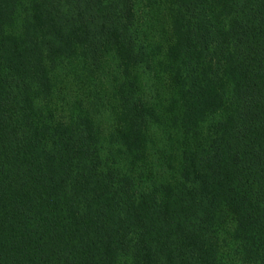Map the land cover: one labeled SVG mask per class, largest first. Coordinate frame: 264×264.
<instances>
[{
  "label": "trees",
  "instance_id": "obj_1",
  "mask_svg": "<svg viewBox=\"0 0 264 264\" xmlns=\"http://www.w3.org/2000/svg\"><path fill=\"white\" fill-rule=\"evenodd\" d=\"M139 1L0 0V264H264V0Z\"/></svg>",
  "mask_w": 264,
  "mask_h": 264
},
{
  "label": "rangeland",
  "instance_id": "obj_2",
  "mask_svg": "<svg viewBox=\"0 0 264 264\" xmlns=\"http://www.w3.org/2000/svg\"><path fill=\"white\" fill-rule=\"evenodd\" d=\"M145 1L146 0H140L139 1V6L138 7H141V10L139 11V13L140 14H143V12H144V9H143V3H145ZM146 24H147V22H146ZM146 24H143V25H140L141 27H140V34H139V39H140V41H141V43H145V41H144V38H145V32L147 33V26H146ZM144 64H142V65H139L140 66V72L142 73V76L143 77H145L144 78V80H142V81H144V83H145V95H147V94H151V93H149V87L153 84L154 85V82L155 81H152V84H151V79L149 80V78L151 77L148 73H146V72H144L143 70H144V66H143ZM111 66V67H110ZM115 67H116V61H114V62H112V63H108L107 62V67H106V72L104 73V74H100L102 77H105V79H104V81L105 82H107V85L109 84V80L106 78V76H107V74L109 73H113L114 72V69H115ZM121 74H123V75H121L120 76V78L121 77H123L124 76V72L123 71H121ZM111 78H112V76H111ZM71 83V82H70ZM69 83V86H70V88H72L73 86H72V84H70ZM110 87V85L108 86V88ZM70 88H68L67 89V92H69V91H71L70 90ZM70 93V92H69ZM72 95V94H71ZM103 109V108H102ZM100 122L103 124V126H105L106 128H108L112 123H113V120H111V118H110V116L108 117L107 116V113L103 110V112H102V114L100 115Z\"/></svg>",
  "mask_w": 264,
  "mask_h": 264
}]
</instances>
